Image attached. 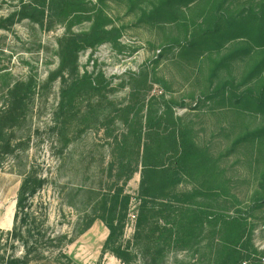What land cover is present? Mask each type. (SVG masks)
<instances>
[{
  "label": "rangeland",
  "instance_id": "374dc122",
  "mask_svg": "<svg viewBox=\"0 0 264 264\" xmlns=\"http://www.w3.org/2000/svg\"><path fill=\"white\" fill-rule=\"evenodd\" d=\"M257 1L228 5L237 11ZM82 2L89 10L82 16L46 8L41 16L42 0H0V243L12 229L20 184L35 171L45 183L33 208L46 218V230L62 239L60 247L31 264H148L144 235L134 238L143 201L151 205L140 196V160L132 154L130 168L136 172L125 184L116 147L132 130L145 131L151 111L165 117L169 107L178 127L187 128L213 159V171L184 177L166 201L176 208L242 215L243 236L248 234L257 251H249L245 261L264 264V113L234 99L256 89L257 81L247 78L256 48L246 55L243 39L221 49L181 47L191 25L205 20L216 0L175 6L167 0ZM23 6L27 15L21 18ZM161 10L172 11V17L160 16ZM96 19L118 30L116 44L81 50L76 70L57 75L62 38L89 31ZM235 50L239 54L226 60ZM120 187L132 197L122 260L104 248L108 229L101 219L78 233L94 215L101 216L102 195ZM161 218L155 216L149 227H162ZM209 225L204 222L205 231L188 244L162 247L159 264H214L210 249H216L218 236L211 238Z\"/></svg>",
  "mask_w": 264,
  "mask_h": 264
},
{
  "label": "trees",
  "instance_id": "16d2710c",
  "mask_svg": "<svg viewBox=\"0 0 264 264\" xmlns=\"http://www.w3.org/2000/svg\"><path fill=\"white\" fill-rule=\"evenodd\" d=\"M194 1L196 0H167L166 4L175 6L183 2L188 5ZM216 2L217 5L210 8L205 20L197 25L195 23L191 25V32L181 47L189 50L204 46L221 49L229 41L243 39L246 44L244 49L246 55L251 54V46L256 48L255 61L247 75V78H254L257 81L256 89H247L240 95L235 94L234 99L236 104L248 105L255 111L264 113V0H258L256 4L247 8H238L237 11L229 7V0ZM41 5L43 7L39 11L41 16L44 15V8L50 12L58 10L64 16L70 14L82 16L89 11L82 0H42ZM32 9L38 10L35 7ZM26 11L27 7L23 6L18 15L21 18L25 17ZM159 15L165 18L167 15L172 17L173 12L161 10ZM118 36L117 29L107 30L96 19L89 31L70 33L62 38L57 75L76 70L81 50L95 47L105 41L116 44ZM258 50L263 52L261 58H257ZM238 54L235 50L226 57V60ZM73 85L78 86V82H74ZM178 126L169 107L165 117L151 111L145 120L144 132L140 129L132 130L130 135L124 136L117 144L116 150L120 159L118 165L121 174H125L123 182L126 184L136 172L134 168H130L131 156L136 154L141 165L140 196L151 202V205H147V201L144 200L141 205L134 238L136 240L144 235L146 242L143 248L150 256L147 263L159 264L162 247L170 243L188 244L199 232L205 231L203 224L208 222L210 225L207 232L211 238L218 236L216 249H210V253L215 254L214 264H242L252 251L257 252L253 249L248 234L243 236L246 232V219L242 215L229 217L204 206L196 209L185 206L176 208L166 201L170 189L176 187L184 177L208 175L213 171V159L194 143L187 128ZM44 183L45 179L35 171L24 176L16 198L12 229L5 233L6 242L0 243V264H31L43 259L52 249L60 247L62 237L49 233L46 230V218L40 219L33 208V199ZM211 189L215 188H207L208 191ZM124 191L123 187H120L113 193L103 194L99 204L101 216L94 215L78 232L83 233L96 219H101L108 229L104 248L120 260L123 259L120 242L124 235V221L132 199L131 195ZM206 196L209 197L210 193H206ZM155 199H161V202L157 204ZM156 208L159 210L156 211ZM158 215L162 216L163 226L149 227L151 221ZM157 232L159 233L156 236ZM5 245L10 246V252L1 248ZM18 248L21 249L20 256L17 255Z\"/></svg>",
  "mask_w": 264,
  "mask_h": 264
},
{
  "label": "built area",
  "instance_id": "2783aa9c",
  "mask_svg": "<svg viewBox=\"0 0 264 264\" xmlns=\"http://www.w3.org/2000/svg\"><path fill=\"white\" fill-rule=\"evenodd\" d=\"M130 216H132L133 218H135L134 214H129ZM262 262H264V257L261 258ZM242 264H246V262H243Z\"/></svg>",
  "mask_w": 264,
  "mask_h": 264
}]
</instances>
